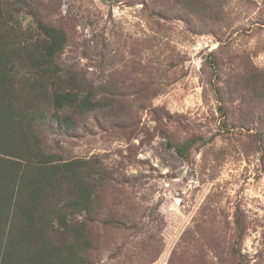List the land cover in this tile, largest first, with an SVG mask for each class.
Here are the masks:
<instances>
[{"label":"rangeland","instance_id":"obj_1","mask_svg":"<svg viewBox=\"0 0 264 264\" xmlns=\"http://www.w3.org/2000/svg\"><path fill=\"white\" fill-rule=\"evenodd\" d=\"M4 1L24 29L64 31L62 71L104 102L41 128L44 152L110 173L91 264H264V99L227 89L264 76V0ZM169 135L198 139L189 160ZM126 204L137 224L107 225Z\"/></svg>","mask_w":264,"mask_h":264},{"label":"trees","instance_id":"obj_2","mask_svg":"<svg viewBox=\"0 0 264 264\" xmlns=\"http://www.w3.org/2000/svg\"><path fill=\"white\" fill-rule=\"evenodd\" d=\"M11 15L0 0V264H91L95 243L90 225L110 173L93 159L66 161L53 151L44 152L41 128L53 123L70 128L75 123L69 111H95L104 102L93 88H84L62 71L64 31L44 26L41 34L35 33L17 19H9ZM211 65L215 71L220 69L216 58ZM256 75L232 82L228 93L235 88L264 99V76ZM214 79L220 80V74ZM215 84L223 99L220 84ZM220 110L228 112L221 105ZM169 136V145L189 160L198 139L179 142ZM116 199V206L124 201ZM125 201L129 203L128 198ZM119 211L108 214L107 225L137 224L127 204ZM236 222L242 238L243 221L237 218ZM234 252L238 254L239 249Z\"/></svg>","mask_w":264,"mask_h":264}]
</instances>
